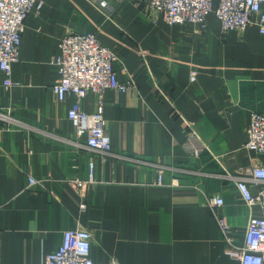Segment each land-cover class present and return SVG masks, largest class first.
I'll use <instances>...</instances> for the list:
<instances>
[{
	"label": "crops",
	"instance_id": "crops-1",
	"mask_svg": "<svg viewBox=\"0 0 264 264\" xmlns=\"http://www.w3.org/2000/svg\"><path fill=\"white\" fill-rule=\"evenodd\" d=\"M42 2L25 20L14 85L0 72V264H43L74 229L91 233L99 264H240L236 249L262 212L226 173L264 167V155L244 148L251 113L264 115V35L253 24L223 31L214 13L169 25L133 1ZM70 32L94 33L116 52L118 79L137 84L103 95L115 154L105 159L67 117L74 96L53 91L51 61ZM98 104L93 92L81 100L88 113ZM190 123L207 146L198 155L185 147Z\"/></svg>",
	"mask_w": 264,
	"mask_h": 264
},
{
	"label": "built area",
	"instance_id": "built-area-1",
	"mask_svg": "<svg viewBox=\"0 0 264 264\" xmlns=\"http://www.w3.org/2000/svg\"><path fill=\"white\" fill-rule=\"evenodd\" d=\"M133 1L136 5L146 4L161 14L169 25L203 24L210 13H214L223 31L244 30L250 24L257 26L264 35V0H98V6L106 9L113 3ZM42 0H0V72L4 75V85L11 87L12 67L19 59L25 20L33 10H40ZM117 54L102 44L92 32H70L59 42V52L51 63L56 67L58 79L53 91L59 101L68 96L75 100L67 112L68 119L76 128L79 136L86 137L87 146L102 154L103 159L113 153V144L105 130L103 113V95L107 90L127 92L136 89L132 76L126 81L118 79L114 63ZM93 92L99 98L95 113L82 109L81 100L87 93ZM185 144L187 150L195 155L207 149L193 127ZM245 150L264 155V115L252 112L247 128ZM94 161L89 164V180L93 182ZM162 171L158 173V184H162ZM233 178L249 207H259L262 214L251 216L247 224L244 244L236 249L240 264H264V167L253 165L242 172L228 173ZM39 183L29 177V186ZM77 186L85 182L77 180ZM212 207L221 206L223 199L217 196L207 198ZM82 208L85 205H81ZM219 225L227 236L230 225L221 218ZM91 233L86 229L66 230L61 246L47 255L43 264H99L91 258ZM111 264H118L111 262Z\"/></svg>",
	"mask_w": 264,
	"mask_h": 264
},
{
	"label": "rangeland",
	"instance_id": "rangeland-1",
	"mask_svg": "<svg viewBox=\"0 0 264 264\" xmlns=\"http://www.w3.org/2000/svg\"><path fill=\"white\" fill-rule=\"evenodd\" d=\"M115 53H116V52H115ZM132 77H133V76H132ZM134 80H135V79H134ZM135 82H136V81H135ZM136 85H137V84H136ZM190 126L193 127V129H194L193 124L190 123ZM194 130H195V129H194ZM190 133H191V131H190ZM205 145H206V144H205ZM161 171H162V170H161ZM162 173H163V172H162ZM228 173H230V171H228ZM226 175H227V173H226ZM163 182H164V181L162 180V184H158V183H157V185H163Z\"/></svg>",
	"mask_w": 264,
	"mask_h": 264
}]
</instances>
